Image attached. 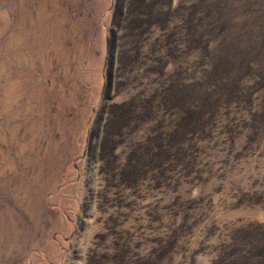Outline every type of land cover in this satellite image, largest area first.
<instances>
[{
	"label": "rangeland",
	"instance_id": "obj_1",
	"mask_svg": "<svg viewBox=\"0 0 264 264\" xmlns=\"http://www.w3.org/2000/svg\"><path fill=\"white\" fill-rule=\"evenodd\" d=\"M221 1L0 0V264H264V0Z\"/></svg>",
	"mask_w": 264,
	"mask_h": 264
},
{
	"label": "trees",
	"instance_id": "obj_2",
	"mask_svg": "<svg viewBox=\"0 0 264 264\" xmlns=\"http://www.w3.org/2000/svg\"><path fill=\"white\" fill-rule=\"evenodd\" d=\"M227 1L226 0H222L221 1V3H226ZM230 3V2H229ZM229 6V7H228ZM226 5V7L229 9V11H224V9L222 10V11H220L219 13H213V15H212V21L207 25V28L208 29H211L212 28V26H213V24H214V20H216V18H220V16L221 17H223V15H222V12L223 13H225L226 14V12L228 13V14H230V17L232 18L233 16V14H234V11L235 10H239V9H237L238 8V3H236L235 5H232V3H230V5ZM232 6H234L235 7V9H233L232 8ZM236 12V11H235ZM223 46V45H222ZM222 46H220V51L222 50V49H224V46L222 47ZM203 50L204 51H207V53L209 52V54H211V53H213L214 52V50H212V46L210 45V43L209 42H207L206 44H204V47H203Z\"/></svg>",
	"mask_w": 264,
	"mask_h": 264
}]
</instances>
